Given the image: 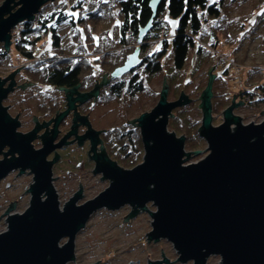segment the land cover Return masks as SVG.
<instances>
[{"label":"water","instance_id":"95a60500","mask_svg":"<svg viewBox=\"0 0 264 264\" xmlns=\"http://www.w3.org/2000/svg\"><path fill=\"white\" fill-rule=\"evenodd\" d=\"M46 1L4 0L1 3L0 42H4L5 51L11 49L13 29L23 21H33ZM160 2L150 0L152 16L140 28L139 42L150 30ZM4 14L8 15L3 17ZM137 49L87 92L80 91L79 84L72 88L59 86L66 95V108L52 119L51 135L43 134V144H35V148L32 140L40 127H49L52 123L47 120L29 133L17 132L18 122L11 119L2 105L14 81L3 89L4 81L0 79V150L5 145L9 147L5 158L0 160V180L18 167H21L20 174L30 169L34 177L28 186L31 201L27 209L13 213L16 200L10 202L7 229L0 230V264H69L76 258V235L86 226L92 212L104 206L117 209L131 204L134 208L128 211L129 215L144 209L148 202L155 204L151 208L153 221L152 228L147 229L148 238L170 240L180 262L192 260L193 264H207L210 255H219L221 264H264V120L244 123L242 114L234 108L239 106V100L233 99L230 106L224 107V120L213 123V82L217 76L214 67L201 94L203 116L198 130L208 144V154L195 162L184 163L193 151L185 152V132H174L168 121L172 110L190 99L183 92L176 100L168 98L167 74L156 106L133 113V120L140 126L144 158L129 167L121 165L117 157L109 156L104 141L99 153L100 128L88 126L87 134L78 136L79 142L86 137L91 140V157L96 162L92 168L111 182L97 191L98 195H86L87 201L77 202L81 198L79 190L61 208L53 169L58 154L52 160L47 158L58 147L69 143L68 136L76 133V128L57 142V126L72 110H76L72 115L75 120L91 122L77 108V102L96 98L103 85L135 67L139 62ZM14 153L17 156L7 158ZM64 237L67 240L63 242ZM163 250L164 259L149 260L148 264H172L171 253Z\"/></svg>","mask_w":264,"mask_h":264},{"label":"rangeland","instance_id":"374dc122","mask_svg":"<svg viewBox=\"0 0 264 264\" xmlns=\"http://www.w3.org/2000/svg\"><path fill=\"white\" fill-rule=\"evenodd\" d=\"M3 1L4 0H0V5ZM91 3L90 1L87 2L86 10L95 12V7L93 8ZM262 5H264V0H225L222 10L226 13L224 15V20L228 23V33H224L223 28L218 31L214 29L215 27H213V25H210L214 31L217 30V32H215L218 34V43L216 46H211L209 42H205L208 43L207 47L211 49L212 53L209 54L208 60L204 63V66L198 67L195 72H193L192 67L194 59H190L187 66L174 76V83L170 86L169 77L174 70L172 69L173 61L170 57L169 59L166 58L164 70L149 77L145 89L134 95L127 93L125 87V90L121 91L120 95L111 97L108 93V84L105 86L103 85L100 93H98L97 100L92 98L83 104L87 105L84 107L85 109L80 108L91 120V122H87L85 126H87V128L88 126L100 128V131L106 128H114L115 126L127 129L130 126L140 132L138 121L133 120V113L156 106L158 103L157 99L160 98V93L162 92L161 90H164L165 75L168 74V98L176 100L183 92L185 95H188L190 99L188 103L176 106L174 110H172L173 115L169 117L168 122L174 132H185V152L188 154L190 151H193V155L186 157L184 163L190 161L195 162V160H198L209 152L208 144L205 139L200 136L198 130L201 126L203 116L202 109L200 108L201 94L203 88H205L209 81V71L211 67H214L213 72L217 71V76L214 77L215 79L213 82V88L215 89L212 98L213 123L224 120V107L230 106L231 100L233 99L239 100V106L234 108L242 114L244 123L264 120V92L258 90L255 86L259 82L264 81V12L259 15L260 17L258 16L259 20L257 22L255 21L256 14L253 13L254 10L258 8L261 9ZM118 6V0H108V2L103 4V10L98 12L105 14L112 12L116 18L119 12V9H117ZM17 7L18 6H16V8ZM42 12H45L44 15H48L49 9ZM82 13L86 20L87 11H83ZM168 19L170 26L167 38L171 40V37L175 34L178 22L176 18L168 17ZM77 20L80 22L82 19ZM85 20L84 24L86 22ZM221 22L223 21L219 20V24ZM105 23L107 26H111L112 20L109 18L105 19ZM75 24L74 22L62 23L58 28L60 35H62V47L65 48L67 54L75 53V55L78 56L83 54L93 57L95 54L98 55L97 53L99 52L96 50H98L99 46H101L105 52L102 43L98 41L95 42L87 36L83 40L79 39L80 33L78 32L77 26H74ZM20 29L21 26L19 25L14 31H16V33L18 31L19 33ZM17 37H19V35H17ZM50 39V34L44 36L43 41L40 42V45L36 49V56L43 55L46 50L51 49L48 44ZM100 39L101 41L103 40L104 42L110 43V41H108L109 39L105 36ZM115 41L111 42L115 43ZM151 42L152 41H150V43ZM83 43L87 44H85L86 47L88 46L87 52L84 48L79 47L83 45ZM149 46L151 47L150 49H158L160 47V42L154 41V43ZM113 49L117 52L120 51L118 47H113ZM7 53L6 63H4L2 67V72L4 74L13 67L16 68L22 67L25 64L27 65L28 60L17 56L19 52L15 50L14 45ZM144 66L140 65L138 71L143 73L142 70ZM87 67L84 73L89 75L92 71H90L88 65ZM224 67L229 68V73L223 76ZM253 68L256 69V71L253 72ZM105 74L101 76V79ZM143 74L145 75V73ZM123 76L124 79L128 80L130 75L125 73ZM100 80L97 79V81ZM179 83H181V85L178 86ZM34 86L35 118L36 115L45 117L49 115L54 116L57 109H64L66 105L64 90L47 84H40L36 81ZM248 94L252 102L244 104L241 98L248 96ZM74 96H76V94H74ZM214 101H216L215 104L217 107L213 104ZM12 102L15 103L14 97ZM45 103L46 108H48L47 105H55L50 114H46L45 111L38 109L40 107L43 108ZM75 111L72 110L73 113H75ZM67 116H65V118ZM70 116L71 120H74V116H72V114ZM77 116L85 118L82 114ZM179 121H182L184 125L181 126L180 129L174 128V124ZM49 123L51 124V120H49ZM187 123H190L191 127ZM81 124L84 125L86 123L81 121ZM45 127H48V125ZM42 128L43 127H41V129ZM114 133H117V130ZM72 135L74 137V134ZM73 140L74 139H69L67 141L70 143ZM35 144H42V142L39 141V138H35ZM99 144L98 151H101L102 147H104V143L101 140ZM117 144L120 147L122 142L120 143L117 141ZM83 147L84 148L80 147V149L73 145L68 147L70 149V154L65 158L64 162H67L65 167L68 169L70 168L72 172L68 170L60 171L59 167L61 165L54 170L61 208L65 205L66 201L71 198V195H75L79 190H81V198L78 199L77 202L81 200L87 201L86 195L91 197L98 195L97 191L109 186L111 182L110 178H104L102 172L96 173L95 167L92 168L96 162L91 157L93 154H91L90 144H86ZM117 151L118 149L114 152L119 155ZM114 155L115 154H112L111 156ZM144 155L145 149L142 147L141 153L138 154V159L133 163L126 164V162L119 160L117 156L114 157H117L119 164L129 167L143 159ZM69 158L73 161H69ZM74 172H77L76 176L71 177V175H74L72 174ZM7 180L12 183L11 186L6 185ZM32 180H34V177L31 172L25 174L14 172L0 184V230L7 229L10 202L16 200V202H14L15 206L13 213L18 209H27V204L30 205L31 193L28 191V186L33 183ZM66 181L68 185L70 184V187L73 186V189L77 190L74 192V190L70 189V191L65 193L62 189L68 186L64 184ZM154 207L155 204L153 202H148L144 209H140L129 215L128 211L134 208L131 204H125L117 209H108L105 206L96 209L92 212L83 230L81 229L77 233L74 241L76 258L74 261L68 263L72 264L89 261L88 264H148L149 260L158 258L164 259L163 248H165V253H171L172 255V264H193L192 260L187 262H180L177 260L179 253L174 247V244L167 238L160 237V239L156 241L148 238L149 233L147 229L152 228L153 221L151 208ZM66 240L67 237L61 239L63 242ZM208 263L221 264V257L219 255H210L207 259V264Z\"/></svg>","mask_w":264,"mask_h":264},{"label":"trees","instance_id":"16d2710c","mask_svg":"<svg viewBox=\"0 0 264 264\" xmlns=\"http://www.w3.org/2000/svg\"><path fill=\"white\" fill-rule=\"evenodd\" d=\"M224 3L225 0H161L155 16L152 17V26L144 38L145 43H142L144 41L139 42L137 38L140 28L144 27L152 16L150 0H118V18H115L112 12L108 14L98 11L88 12L86 20L82 19L77 28L80 33H78L79 39L83 40L87 36L95 42L102 43L105 52L99 46L96 50L99 52L98 55L95 54L93 57L83 54L78 56L75 53L67 54L65 48L62 47V35L57 33L58 30L55 26L48 25L51 18L48 15H40L43 16L41 19L35 18L31 22L23 21L26 29L17 34L19 37H16L18 39L14 44L15 50L19 52L17 56L28 60L25 71L36 82L54 87L66 86L67 88L79 84V88L87 90L91 87L94 88L95 80H100L104 73L111 74L115 67L123 64L126 54L132 51L139 42L141 45V65L144 66L145 64L142 71L145 75L138 71L140 67L138 65L126 72L130 75L128 80L121 76L107 83L108 93L111 97L120 95L125 87L127 93L134 95L145 89L149 77L164 70L166 58L169 59L170 57L173 61L172 69L174 70L169 77L170 86L174 83V76L187 66L190 59H194L193 72L198 67L204 66L209 54L212 53L211 49L207 47L208 43L205 42H209L211 46H216L218 43L217 30L223 28L224 33H228V23L224 20L226 13L222 10ZM263 12L264 5L261 6V9L254 10L256 22L259 20L258 16ZM168 17L176 18L178 22L171 40L167 38L170 26ZM108 18L112 20L111 26H107L105 23V19ZM84 20L86 21L85 24ZM219 20L223 22L219 24ZM210 25L217 29L216 32ZM47 34L51 35L48 42L51 49L46 54L36 56V49ZM104 36L109 39L110 43L101 41L100 38ZM111 41H115V43ZM150 41L152 42L150 43ZM154 41L160 42L158 49H150L149 45ZM85 44L83 43L79 47L84 48L87 52L88 46L86 47ZM113 47H118L120 51H115ZM87 65L92 71L89 75L84 73L88 68ZM228 71L229 68L224 67L222 75H228ZM252 71L254 72L256 69L253 68ZM255 86L264 92V81ZM215 103L216 101L213 104ZM215 107H217L216 104ZM187 124L191 127L190 123ZM174 125V128L180 129L184 123L179 121ZM116 130L117 133H114ZM139 133V130L130 126L127 129H122L120 126L109 128L104 134V146L110 156L115 154L114 156L126 164L133 163L138 159V154L144 147ZM117 141L122 142L120 147ZM117 149L119 155L114 152Z\"/></svg>","mask_w":264,"mask_h":264},{"label":"flooded vegetation","instance_id":"af4514ba","mask_svg":"<svg viewBox=\"0 0 264 264\" xmlns=\"http://www.w3.org/2000/svg\"><path fill=\"white\" fill-rule=\"evenodd\" d=\"M88 1H90V3L92 1L91 5H92L93 8L95 7V9H94L95 11H102L103 10V8H102L103 4L108 2V0H51V1L48 0L43 5H41L40 10L38 12V15L35 18H37V19L40 18L41 19L43 16H40V15H44L45 14V12L43 13L42 11H45V10L49 9L48 16L51 18V22H48V25L55 26L57 28V30H58V28L60 27V25L62 23L66 24V23L74 22V24H75V22H76V24L74 26H77V25H79L81 23V22H78L77 19H84V15H83L82 12L83 11H87V13H88L89 11L90 12L92 11V10H89V11L86 10ZM71 13H76V15L73 16V15H71ZM7 15L8 14H4L3 17H6ZM23 23L24 22H21V23H19L17 25V26H19V25L21 26V29L19 30L20 33H21V30L26 29V26ZM17 26L13 29V31L15 29H17ZM59 32L60 31H58L57 33H59ZM17 33H18V31H17ZM17 33H16V31H14L11 34L12 35L11 47H13V45L15 44L16 39H18V38H16L17 35H15ZM145 37H146V34H145L144 38ZM144 38L142 39V41H144ZM145 42L146 41H144L142 43H145ZM3 45H4V42H0V79L4 81L3 85H2V88L5 89V87H8V85L12 81H14V84H13L12 89L6 94L5 97H3L2 105L6 107L5 109H7V112L9 113L11 119L16 120L18 122V126L15 129H16L17 132H20V133H24V134L25 133H29V132L33 131L36 128V126H38L39 124L41 125L43 123H46L47 120H51L52 124L49 127L44 128L45 127L44 126L37 133V137L36 138H39V141L42 142L43 134H45L47 132L49 135H51V133H52L51 130H52L53 123H54V120H52V119L55 117L57 112H59L62 109H57L56 113L54 114V116L53 115H49V116H46V117L45 116H39V117L36 116V118H39V119L35 118V97H34L35 96V86H34L35 85V79L33 77L28 76V73L25 71V65L26 64L23 65L20 69H18V67H16V68L13 67V68H11V70H9L5 74L2 72V67H3L4 63H6V56L8 55V53H7V51H5V47ZM137 48H139V49H137ZM136 49L138 50V56H139L138 60H139V62L135 65V67H137L138 65L140 66L141 62H142V60H141L142 58H141V55H140L141 45H139V42L135 46V48H133L132 51H130V52H128L126 54V59H127L128 55L131 54L132 52H134ZM109 75H110V73H108V76ZM121 76H123V75H121ZM95 81L97 82V80H95ZM58 87L55 86V88H58ZM91 88H93V87H91ZM91 88L86 90V89H83V88L81 89V87H80L79 90L87 92ZM13 97L15 99V103L12 102ZM97 98H98V95H97L96 98H93V99L97 100ZM64 99H65V94H64ZM91 99L92 98L86 100L85 102H87V101H89ZM241 101H244V104L252 102V100L249 97V94H248V96H245V97L241 98ZM85 102H83V103L77 102V107H78L79 110H80V108L85 109L84 107L87 106L86 104L83 105ZM66 103H67V101L65 102V104ZM47 107L48 108H46V103H45L43 108L40 107L38 109L45 111L46 114H50L51 110H53L55 105H52V106L47 105ZM65 107H66V105H65ZM26 111H27V113H26ZM68 114L69 115L66 118L64 117L61 120L59 126H57L58 127V133H57L56 137L58 139L55 137L56 138L55 141L59 142L61 140V138L63 139L65 137V135L68 134V132L71 129H73V128L77 129L76 133H74V137L75 138L73 137V135H71L70 138L74 139V140L71 141L70 143L62 145L61 147H58L57 150L52 152V154L50 153L48 155L47 159L52 160L53 158H55L56 153H57L58 157L56 158V161L53 164V169L55 170V168H57V167H59V165H61L59 167L60 171H62V170L63 171H67L68 170V171L72 172L70 170V168L68 169V168L65 167V165H67V162H64L65 158L68 157L69 154H70V149L68 147L73 145V146L78 147L80 149V147L84 148L83 146L86 145V144H90V146H91V140L88 137H86L83 140V142L80 143L79 142V138H78V136H84V135L87 134L88 128L85 125H87V121L89 122V120H75V119L71 120V116L70 115L71 114L73 115V112L70 111ZM81 121L85 122L86 124L82 125ZM74 123H76V124L74 125ZM108 129L109 128L102 129L99 132V134L97 135L98 136L97 146L98 145L100 146V144H99L100 143V139L102 141H104V134H106ZM57 142H55V143H57ZM32 144H33V147L35 148V139L34 138L32 140ZM8 149H9L8 145H5L0 150V160H3L5 158V156H6L5 153L8 151ZM101 152L102 151H100L99 153H101ZM8 156H7V158H11L12 156H17V153L9 154ZM109 156H110V154H109ZM69 161H73V160L71 158H69ZM20 169H21V167H18L16 169L11 170L5 177H3L0 180V184H2L3 181L6 180V178L10 174H12L14 172L20 174L19 173ZM30 172H31L30 169H26L21 174L30 173ZM72 174H74V175H71V177H74V176H76L77 172H74ZM63 175H65V174H63ZM64 184L68 185L67 181ZM6 185L7 186H11L12 183L7 180ZM73 188L74 187L73 186L70 187V184H69L67 187L65 186L62 190H64V192L67 193L68 191H70V189L74 190ZM75 190H77V189H75ZM75 190H74V192H75Z\"/></svg>","mask_w":264,"mask_h":264},{"label":"snow or ice","instance_id":"6c2138e0","mask_svg":"<svg viewBox=\"0 0 264 264\" xmlns=\"http://www.w3.org/2000/svg\"><path fill=\"white\" fill-rule=\"evenodd\" d=\"M71 15L75 16V15H76V13H71Z\"/></svg>","mask_w":264,"mask_h":264}]
</instances>
